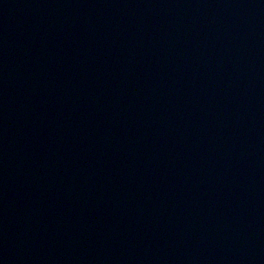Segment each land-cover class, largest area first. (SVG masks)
Listing matches in <instances>:
<instances>
[{
	"label": "water",
	"instance_id": "1",
	"mask_svg": "<svg viewBox=\"0 0 264 264\" xmlns=\"http://www.w3.org/2000/svg\"><path fill=\"white\" fill-rule=\"evenodd\" d=\"M0 264H264V0H0Z\"/></svg>",
	"mask_w": 264,
	"mask_h": 264
}]
</instances>
